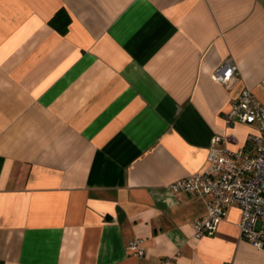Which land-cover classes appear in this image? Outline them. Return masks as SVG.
<instances>
[{"label": "crops", "instance_id": "crops-1", "mask_svg": "<svg viewBox=\"0 0 264 264\" xmlns=\"http://www.w3.org/2000/svg\"><path fill=\"white\" fill-rule=\"evenodd\" d=\"M243 88L264 102V0H0V264H264L237 206L196 237L210 197L167 187L213 135L249 149Z\"/></svg>", "mask_w": 264, "mask_h": 264}, {"label": "built area", "instance_id": "built-area-1", "mask_svg": "<svg viewBox=\"0 0 264 264\" xmlns=\"http://www.w3.org/2000/svg\"><path fill=\"white\" fill-rule=\"evenodd\" d=\"M239 75L232 58L221 62L214 70L217 80L228 82ZM226 125L244 123L255 127L246 140L249 149H230L221 135L210 139L207 164L204 169L168 184L172 192H188L209 196L206 213L193 221L196 237L213 234L229 210H240L238 228L244 239L264 251V102L243 88L225 112ZM142 238L129 240V253L142 256Z\"/></svg>", "mask_w": 264, "mask_h": 264}, {"label": "trees", "instance_id": "trees-1", "mask_svg": "<svg viewBox=\"0 0 264 264\" xmlns=\"http://www.w3.org/2000/svg\"><path fill=\"white\" fill-rule=\"evenodd\" d=\"M48 23L59 33L64 34L67 31L68 24L70 23V15L65 8H60L49 19Z\"/></svg>", "mask_w": 264, "mask_h": 264}]
</instances>
